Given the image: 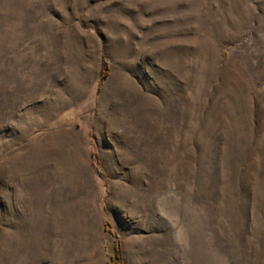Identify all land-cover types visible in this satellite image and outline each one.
I'll return each mask as SVG.
<instances>
[{"label": "rangeland", "instance_id": "rangeland-1", "mask_svg": "<svg viewBox=\"0 0 264 264\" xmlns=\"http://www.w3.org/2000/svg\"><path fill=\"white\" fill-rule=\"evenodd\" d=\"M119 262L264 264V0H0V264Z\"/></svg>", "mask_w": 264, "mask_h": 264}, {"label": "trees", "instance_id": "trees-1", "mask_svg": "<svg viewBox=\"0 0 264 264\" xmlns=\"http://www.w3.org/2000/svg\"><path fill=\"white\" fill-rule=\"evenodd\" d=\"M100 173L103 174V172H102L101 170H100ZM118 252H119V250L116 249V254H117V256H119V255H118V254H119ZM118 264H121V263L119 262Z\"/></svg>", "mask_w": 264, "mask_h": 264}]
</instances>
